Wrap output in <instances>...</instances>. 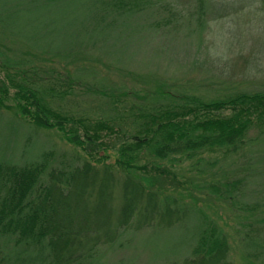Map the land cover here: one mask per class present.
<instances>
[{"label":"trees","instance_id":"1","mask_svg":"<svg viewBox=\"0 0 264 264\" xmlns=\"http://www.w3.org/2000/svg\"><path fill=\"white\" fill-rule=\"evenodd\" d=\"M194 1L203 15L208 2L215 0ZM156 2L0 0V104L8 107L7 102L14 100L32 125L20 121L29 133H14L8 142L0 139V264H138L122 257L111 261L107 249H128L126 237L133 231L173 227L189 210L146 173L153 169L164 177L176 178L175 174L158 163L151 168L142 164L143 153L156 162L152 158L180 154L194 159L199 151L220 148L234 156L244 154V175L230 188L242 185L244 205L260 214L251 229L239 235L243 253L252 264L260 263L252 257L264 250V181L255 183L253 177L264 174V89L204 98L183 86L159 84L150 91L149 102L138 112L131 110L132 117L125 116L122 125L111 121L122 120L120 111L92 119L62 113L49 102L53 91L62 89L58 84L68 88L86 84L92 76L98 85L90 91L99 92L118 109L122 94L105 89L110 81L98 77L95 67L51 69L40 75L45 67L33 66V60L17 56V51L11 54L2 45L1 38L7 35L51 60L71 62L85 54L94 60L100 54L121 62L130 58L133 35L145 37L151 24L144 17ZM4 119L0 115V121ZM32 127L57 129L90 157L50 166L53 152L30 132ZM254 128L257 133L249 136ZM117 135L121 141L112 162L99 150L106 145L105 137ZM199 160L192 167L199 171L211 163ZM197 240L192 256L165 264H234L224 233L205 232Z\"/></svg>","mask_w":264,"mask_h":264},{"label":"rangeland","instance_id":"2","mask_svg":"<svg viewBox=\"0 0 264 264\" xmlns=\"http://www.w3.org/2000/svg\"><path fill=\"white\" fill-rule=\"evenodd\" d=\"M149 9L144 19L151 26L143 34L145 39L135 33L131 48L128 47L130 58L121 62L100 54L94 60L87 59V54L71 62L51 60L44 57L46 54L30 49L7 35L1 41L7 52L14 54L17 51V56L25 55L33 60V66L45 67V71L38 72L40 75L49 74L51 69L62 71L81 66L95 67L98 77L104 76L110 81L105 89L122 94L118 109H113L99 92L90 91L91 86L95 88L98 85L92 76L86 79V84L80 81L81 84H73L69 88L66 84H58L62 89L53 91L55 93H52L49 102L62 113L92 119L110 118L120 111L122 120L111 121L122 125L127 121L125 116L132 117L131 110L138 112L141 105L149 102L152 97L150 91L157 89L159 84L183 86L190 93L204 98L239 90L264 89L262 0H215L208 2L203 15L194 0H185L184 4L176 0H157ZM61 81H66L65 73ZM7 106L12 108L0 104V115L5 117L4 121H0V139L6 138L3 142H8L14 133L19 132L23 136L29 133L21 125L22 122L32 126L20 115L14 100L10 99ZM29 130L53 152L50 166L77 164L90 157L82 147L68 141L55 128L32 127ZM257 130L252 129L249 136H255ZM105 139L106 145L100 148L99 153L101 156L108 155L109 161L114 162L117 158L116 145L121 138L117 135ZM143 155L142 164L147 162L151 168L158 163L169 169L172 175L175 174L176 178L164 177L153 169L146 173L151 176L154 185L167 187L169 193L177 196L189 208L188 214L173 227H147L133 231L126 237L131 247L107 249L111 261L120 257L138 264L181 261L193 255L201 234L217 232L227 236L234 264H252L242 251L239 235L241 231L251 229L253 225L250 224L256 223L260 214L244 205L241 200L242 185L230 188L234 180L244 175L243 152L234 156L226 149H205L199 151L194 159L181 157L180 154L165 160L151 157L156 162L145 156L147 151ZM199 158L211 162L202 171L192 168L200 161ZM45 172L43 176L46 178L48 175ZM263 181L264 174L254 175L253 182ZM252 259L256 263L260 261L257 264H264V250H259Z\"/></svg>","mask_w":264,"mask_h":264}]
</instances>
